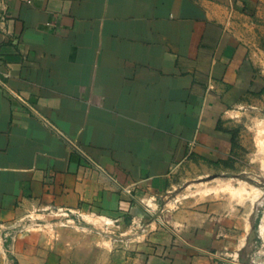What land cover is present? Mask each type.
I'll use <instances>...</instances> for the list:
<instances>
[{
	"label": "crops",
	"instance_id": "1",
	"mask_svg": "<svg viewBox=\"0 0 264 264\" xmlns=\"http://www.w3.org/2000/svg\"><path fill=\"white\" fill-rule=\"evenodd\" d=\"M256 8L0 0L6 264H264Z\"/></svg>",
	"mask_w": 264,
	"mask_h": 264
},
{
	"label": "rangeland",
	"instance_id": "2",
	"mask_svg": "<svg viewBox=\"0 0 264 264\" xmlns=\"http://www.w3.org/2000/svg\"><path fill=\"white\" fill-rule=\"evenodd\" d=\"M258 4V9L256 8V12L253 15H248L247 20L245 22H247V30L246 33L249 36V43H250V50H251V55L252 57L256 60V64L259 66L261 74L264 75V0H256V5ZM237 19V18H236ZM258 103V105L255 106V108H252L254 111H250V116L247 117L246 115H243L244 120H249V118L252 119H257L258 121L264 119V94L260 95V97L256 100ZM251 109V108H250ZM248 178V177H247ZM250 181L249 178L247 179ZM261 180V184L264 186V180ZM179 186L177 187L172 194L174 195H178L179 197L181 196V194L183 193H191L190 197H194L195 196V191L192 190L191 188L193 187H187L185 189V187ZM195 189V188H194ZM231 194H233L232 191H230ZM216 195L218 194V192H209L207 193L205 196H211V195ZM174 195V197H175ZM259 207V204H258ZM9 226L6 225H0V228H7ZM11 227V226H10ZM1 233V232H0ZM253 240L250 236L248 238V242H247V248L251 245H253ZM7 247L6 245V240L2 239V233L0 234V264H6V256L5 253L7 252L5 250V248ZM227 259L225 260V262H227V264H232L231 261H235L236 263H238V261L236 260V258H233L231 255H227ZM244 259V258H243ZM247 264V263H246Z\"/></svg>",
	"mask_w": 264,
	"mask_h": 264
},
{
	"label": "trees",
	"instance_id": "3",
	"mask_svg": "<svg viewBox=\"0 0 264 264\" xmlns=\"http://www.w3.org/2000/svg\"><path fill=\"white\" fill-rule=\"evenodd\" d=\"M257 220H258L257 217L251 220V232H254L256 225H257Z\"/></svg>",
	"mask_w": 264,
	"mask_h": 264
}]
</instances>
